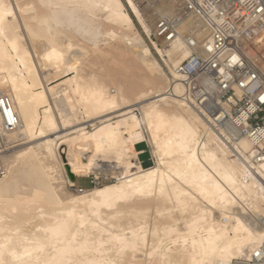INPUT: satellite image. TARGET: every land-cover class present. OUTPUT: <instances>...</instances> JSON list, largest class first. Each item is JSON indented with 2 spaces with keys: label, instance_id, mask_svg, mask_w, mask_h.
<instances>
[{
  "label": "bare ground",
  "instance_id": "1",
  "mask_svg": "<svg viewBox=\"0 0 264 264\" xmlns=\"http://www.w3.org/2000/svg\"><path fill=\"white\" fill-rule=\"evenodd\" d=\"M139 2L0 0V264L264 262V162L250 170L180 97L189 50L133 33V17L157 25ZM92 53L110 59L86 70ZM104 162L116 181L76 188L67 166L98 181Z\"/></svg>",
  "mask_w": 264,
  "mask_h": 264
},
{
  "label": "built area",
  "instance_id": "2",
  "mask_svg": "<svg viewBox=\"0 0 264 264\" xmlns=\"http://www.w3.org/2000/svg\"><path fill=\"white\" fill-rule=\"evenodd\" d=\"M172 2L174 10L158 17L153 36L179 39L189 50L175 67L180 97L256 172L254 165L264 162V0ZM4 98L9 100L2 93L0 110L9 124ZM244 138L253 148L247 156L236 146ZM91 183L102 184L94 178ZM262 262L256 252L231 264Z\"/></svg>",
  "mask_w": 264,
  "mask_h": 264
},
{
  "label": "rangeland",
  "instance_id": "3",
  "mask_svg": "<svg viewBox=\"0 0 264 264\" xmlns=\"http://www.w3.org/2000/svg\"><path fill=\"white\" fill-rule=\"evenodd\" d=\"M15 4V0H12ZM22 2L26 1V0H21ZM139 7L141 9V12L144 15V18L146 19L147 22L152 23L155 22L158 17L160 16L158 12H155V4L160 1V0H139ZM17 10V7H16ZM17 14L20 17V21L22 20L21 17V13L19 12V10H17ZM134 18V23H135V28L133 30V33H138L141 37H143L147 43L149 45L152 46V40L157 41V39L153 36V32L148 33L143 27L142 25L138 22L137 19ZM114 45H119L122 44V42L118 39L116 41L113 42ZM154 54L156 56L157 53L155 52V50L153 51ZM91 56V57H90ZM97 58H101L103 61L105 60H109L110 56H105L101 53H95V54H89L87 59H86V64L87 66L85 67L86 70H90V67L93 65L94 60H96ZM124 62H127V60L125 59ZM164 69L166 72L169 73L168 67L165 65V63L163 61H161ZM170 75V74H169ZM171 76V75H170ZM12 145H16V143H13L11 145H9L6 148V151L4 153H8L10 151H12L16 146L13 147L12 149ZM137 148L139 150H141L142 152L139 154V158L146 164L149 165L152 161V152L150 150V148L148 147V143L147 142H141L139 144H137ZM119 169L115 166V163L112 162H104L103 163V168L101 169L100 173H99V179L101 180V183H106V182H112V181H116L118 176H119ZM98 179V181H99ZM92 177L91 176H78L76 177L75 180V186L77 187H83V188H88L92 186L91 183ZM70 191H73L72 188H70ZM74 192V191H73Z\"/></svg>",
  "mask_w": 264,
  "mask_h": 264
},
{
  "label": "water",
  "instance_id": "4",
  "mask_svg": "<svg viewBox=\"0 0 264 264\" xmlns=\"http://www.w3.org/2000/svg\"><path fill=\"white\" fill-rule=\"evenodd\" d=\"M67 169H68V172H69V174H70L71 179L74 180V182H75L77 176H76L74 173L71 172L69 166H67Z\"/></svg>",
  "mask_w": 264,
  "mask_h": 264
}]
</instances>
